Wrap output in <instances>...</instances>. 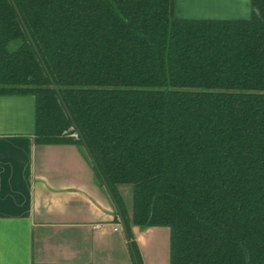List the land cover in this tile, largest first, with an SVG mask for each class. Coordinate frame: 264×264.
Here are the masks:
<instances>
[{"label": "trees", "instance_id": "obj_1", "mask_svg": "<svg viewBox=\"0 0 264 264\" xmlns=\"http://www.w3.org/2000/svg\"><path fill=\"white\" fill-rule=\"evenodd\" d=\"M251 5L208 20L176 0H0V96L35 98L38 144L88 146L139 264L133 227L169 228L170 264H264V0Z\"/></svg>", "mask_w": 264, "mask_h": 264}, {"label": "crops", "instance_id": "obj_2", "mask_svg": "<svg viewBox=\"0 0 264 264\" xmlns=\"http://www.w3.org/2000/svg\"><path fill=\"white\" fill-rule=\"evenodd\" d=\"M251 14V0H176L186 19ZM35 109L32 96H0V264H137L86 148L38 144ZM133 233L143 264H170L169 228Z\"/></svg>", "mask_w": 264, "mask_h": 264}, {"label": "water", "instance_id": "obj_3", "mask_svg": "<svg viewBox=\"0 0 264 264\" xmlns=\"http://www.w3.org/2000/svg\"><path fill=\"white\" fill-rule=\"evenodd\" d=\"M179 18H181V17H179ZM55 89L57 90V87H55ZM57 91H58V90H57ZM84 145H85L86 151L88 152V154H89V156H90V158H91V160H92V162H93L94 167L96 168V170L98 171V173H99L101 179L103 180V182H104V184H105V187H106L108 193H109L110 196L113 198V194H112V192H111L109 186H108L107 183L105 182V179H104V177L102 176V174H101V172H100V170H99V168H98V166H97L96 161H95L94 158L92 157V155H91V153H90V150H89L88 146H87L85 143H84ZM122 224H123V229H124L125 233L127 234V237L129 238V236H128V231H127V227H126V225H125L124 220H122ZM130 246H131L132 252H133V254H134V258H135L137 264H139L138 261H137V256H136V254H135V251H134V249H133V246H132V243H131V242H130ZM246 254H247V262L249 263V261H250V257H249V255H248V253H246Z\"/></svg>", "mask_w": 264, "mask_h": 264}, {"label": "rangeland", "instance_id": "obj_4", "mask_svg": "<svg viewBox=\"0 0 264 264\" xmlns=\"http://www.w3.org/2000/svg\"><path fill=\"white\" fill-rule=\"evenodd\" d=\"M125 189V198H126V207H132L133 204V195H132V187L131 186H124Z\"/></svg>", "mask_w": 264, "mask_h": 264}, {"label": "built area", "instance_id": "obj_5", "mask_svg": "<svg viewBox=\"0 0 264 264\" xmlns=\"http://www.w3.org/2000/svg\"><path fill=\"white\" fill-rule=\"evenodd\" d=\"M72 137L78 139L79 138V135H78V133L75 132V133L72 134Z\"/></svg>", "mask_w": 264, "mask_h": 264}]
</instances>
